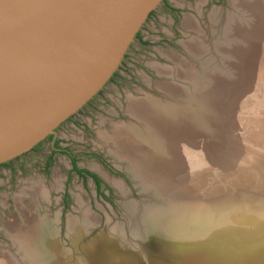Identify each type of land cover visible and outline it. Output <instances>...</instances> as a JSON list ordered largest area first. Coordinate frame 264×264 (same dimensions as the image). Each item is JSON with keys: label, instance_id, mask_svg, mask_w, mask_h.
<instances>
[{"label": "rangeland", "instance_id": "374dc122", "mask_svg": "<svg viewBox=\"0 0 264 264\" xmlns=\"http://www.w3.org/2000/svg\"><path fill=\"white\" fill-rule=\"evenodd\" d=\"M256 21L253 0H170L157 8L123 94L56 139L69 155L55 153L54 140L0 170V264H53L25 235L34 221L22 214L36 209L56 222L61 256L56 264H264V206L206 207L191 232L179 222L184 208L172 186L175 176L160 177L149 167L144 171L145 161L135 164L122 154L123 147H116L121 133L126 139L132 134L151 138L135 105L183 98L190 103L200 95L239 87L247 75L248 54H253ZM242 112L250 118L260 115L254 107ZM143 146L153 149L148 143ZM49 156L48 208L42 203L48 194L29 197L23 186L25 177ZM26 160L35 162L30 167ZM84 171L96 174L101 188ZM57 172L61 181L56 187ZM22 195L20 206L16 202ZM220 218L235 224L226 228ZM185 230L188 240L176 236ZM220 235L235 242L214 244ZM250 249L253 254L244 256ZM232 253L236 259L230 258Z\"/></svg>", "mask_w": 264, "mask_h": 264}, {"label": "water", "instance_id": "95a60500", "mask_svg": "<svg viewBox=\"0 0 264 264\" xmlns=\"http://www.w3.org/2000/svg\"><path fill=\"white\" fill-rule=\"evenodd\" d=\"M163 1L0 0V170L123 94Z\"/></svg>", "mask_w": 264, "mask_h": 264}, {"label": "bare ground", "instance_id": "6f19581e", "mask_svg": "<svg viewBox=\"0 0 264 264\" xmlns=\"http://www.w3.org/2000/svg\"><path fill=\"white\" fill-rule=\"evenodd\" d=\"M253 10L257 18L253 54H248L247 75L239 87L200 95L195 102L190 99V103L183 98L173 103L158 101L154 105L148 100L135 105L152 139L145 141L136 134L126 139L122 133L116 138V147H123L122 154L127 153L133 163L145 161L144 171L149 167L160 177L170 176L167 173L175 176L172 186L177 192L176 200L184 208L179 222L191 232L198 214L206 207H217L219 203L225 209L238 204L264 206V0H253ZM238 106L239 111L235 110ZM253 107L260 112L258 117L250 118L242 112ZM144 142L153 149L144 148ZM127 148H133L136 155H131ZM183 220L186 222L182 223ZM224 221L218 219L226 228L235 224L232 220ZM185 232L176 236L188 240L190 234ZM218 242L235 240L220 235L214 244ZM251 253V249L247 250L244 256ZM230 256L236 259L237 253Z\"/></svg>", "mask_w": 264, "mask_h": 264}, {"label": "crops", "instance_id": "0c3cea01", "mask_svg": "<svg viewBox=\"0 0 264 264\" xmlns=\"http://www.w3.org/2000/svg\"><path fill=\"white\" fill-rule=\"evenodd\" d=\"M173 102H177V101H172L170 103H173ZM27 162H29V166L32 167L35 160H33V161L28 160ZM75 162L76 161H74V163ZM41 163L43 164V166H38V168H39V170H41V168H43L44 172L43 171L39 172V170L35 168L31 172V174H29L28 176L25 177V179L23 178L24 183H25L23 186L24 187L23 192L25 193V195L27 194L29 197H31V195L34 196V195L42 194L43 192H45L46 195L48 194V200L42 201V203H44L49 208L52 204V202H51L52 200L50 199L51 197H50L49 193H47V191H46V190H48V192H50L49 187L46 185V178L47 177L45 176V173L48 172L49 167L52 163L51 156H49V158H47L44 162H41ZM25 165H27V164L25 163ZM74 169L77 171H81L77 166H74ZM41 172H43V173H41ZM0 173H2V171H0ZM55 174L57 175V179L54 180V183L56 181H61L59 179L60 175H58V172ZM89 174L92 177L95 184H97L98 187L101 188V181L98 178V176L94 173H91V172H89ZM57 184L58 183H55L53 185L57 187L58 186ZM103 192H105V194L109 195L108 190H105ZM25 195L19 196L17 198L16 204H20V206H21L22 199L25 198L24 197ZM30 200H31V198H30ZM84 214L85 213L83 212V215ZM23 215H25V217H27L28 219H30V218L33 219V221H34V222H31L27 225V227L30 229L28 230V228H27L25 230L26 238H31V240L33 241V242L29 241L32 243L33 248H37V249L41 250L42 252L40 254L45 256V258L52 260L51 262H53V264L58 263L55 261L61 260L60 259L61 256L57 251V245H56L57 244L56 239L58 237L57 231L55 230L56 228H54V226H57L56 222L53 221L51 218H49L47 215L44 216V215L39 214L37 212V209H36V212L33 211L32 213L31 212H23L22 216ZM230 239H234V238H230ZM105 251L106 250H103V252H105Z\"/></svg>", "mask_w": 264, "mask_h": 264}, {"label": "flooded vegetation", "instance_id": "af4514ba", "mask_svg": "<svg viewBox=\"0 0 264 264\" xmlns=\"http://www.w3.org/2000/svg\"><path fill=\"white\" fill-rule=\"evenodd\" d=\"M163 3H168V0H164L163 1ZM153 13V12H152ZM152 13L150 14V16L152 15ZM149 16V17H150ZM138 40L142 43V42H144V37L142 36V32H140L139 34H138ZM128 57V56H127ZM126 58V57H125ZM126 59H124V61H123V64H126ZM122 67L123 66H121V68H120V70L122 69ZM118 76H120V73H119V71H117L113 76H112V78L108 81V82H111V83H115V82H118L119 80L117 79L118 78ZM98 95H96V96H94L88 103L90 104V103H93L94 101H97V97ZM73 119V117H70L69 119H67V120H69V121H71ZM56 136H57V134H56ZM56 136L55 135H51V136H49V137H47L45 140H47V139H49V140H51V141H53L54 140V138H56ZM42 142H44V140L42 141ZM41 142V143H42ZM40 143V144H41ZM59 143H60V140H55V142L52 144V146H53V148H54V151H55V153H57V151H63V152H65V153H67L66 151H64V149H62L60 146H59ZM68 154V153H67ZM69 155V154H68ZM73 156H72V162H74L73 161ZM12 161V160H11ZM9 162V161H8ZM8 162H5V163H2V164H0V166H2V165H5V164H7ZM74 166H76V165H74ZM77 171V170H76ZM78 172H80V171H78ZM85 173H87L88 175H90L89 174V172H86V171H84Z\"/></svg>", "mask_w": 264, "mask_h": 264}, {"label": "trees", "instance_id": "16d2710c", "mask_svg": "<svg viewBox=\"0 0 264 264\" xmlns=\"http://www.w3.org/2000/svg\"><path fill=\"white\" fill-rule=\"evenodd\" d=\"M39 145H40V143L38 145H36L34 149H36Z\"/></svg>", "mask_w": 264, "mask_h": 264}, {"label": "built area", "instance_id": "2783aa9c", "mask_svg": "<svg viewBox=\"0 0 264 264\" xmlns=\"http://www.w3.org/2000/svg\"><path fill=\"white\" fill-rule=\"evenodd\" d=\"M144 41H145V38H144Z\"/></svg>", "mask_w": 264, "mask_h": 264}]
</instances>
